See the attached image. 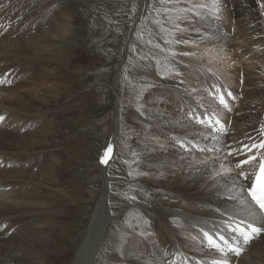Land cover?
Masks as SVG:
<instances>
[{"label":"rangeland","instance_id":"obj_1","mask_svg":"<svg viewBox=\"0 0 264 264\" xmlns=\"http://www.w3.org/2000/svg\"><path fill=\"white\" fill-rule=\"evenodd\" d=\"M141 1L0 0V41L27 42L33 36L36 37L38 32L42 34L41 32L47 31L48 28L64 23L67 28L62 26L58 30L65 39H55L53 49L57 48L55 57L61 61L60 64L72 60L65 66H60L57 62L51 64L46 60L38 63L37 58L31 55L17 53L12 56L0 50V80L5 82L4 86L0 83V89L16 88V92L22 96L21 103L0 102V108L5 106L10 110L0 112V116L6 118L4 124H7L0 127V131H3L0 132L3 133L0 139L8 140L5 135H19L20 139H25L24 136L28 134L38 133L42 142L37 151V170L31 171L33 167H29L28 163H34L29 160L25 151L0 149V172H18L19 167L20 172L31 171L40 174V177H51L48 174L51 172L48 170L50 165L55 166L52 171L57 172L54 181L57 187L39 183L35 186L30 180L16 177L0 179V185L13 186L16 194L20 192L17 195L19 198L24 196L23 201L34 203L36 216H31V211L23 206L19 210V220L34 227L33 234L37 236V242L43 239L52 243L47 251L39 246L37 256L30 261L32 264H37L40 256L47 259L43 264H72L77 255L80 243L87 234L95 205L102 194L104 173L101 172L100 161L112 138L110 135L115 130L117 105L120 110V134L114 144L112 159L108 162L105 176L110 187V220L103 247L95 264H131L124 251L133 239L138 241L133 245L140 249L138 259L146 260L152 258L153 253H157V259L164 263L175 257H179L178 261L182 263L183 254L186 255L184 251L176 254L172 249L169 251L170 247H174L173 241L168 239V242L160 233V237L156 236L160 230V221L155 214V208L164 206L170 211L183 214L194 212L199 195H193L194 200L180 201L177 197L180 192L169 190L181 189L149 186L143 178L147 175L149 177L151 170L164 172L171 177L186 172L190 165L182 168L183 160L176 157L172 151L167 154L152 153L145 147L148 142L144 139L148 137L154 142L152 136L155 135L161 137V140L195 138L199 132V137L209 135V128L199 123V127L189 133L175 126L177 122L172 124L174 128L165 129L150 120L148 111L152 108H162L161 112L180 114V117L183 116L195 125L198 124L195 119L199 115L203 117L208 114L212 119H219L220 116L219 120L225 125L227 121L232 126L233 130H229L226 135L234 140L264 130V62L261 64L262 74L252 76L250 81L246 80L253 70L248 64L249 55L243 54L253 45L243 44L230 49L234 70L229 75L219 72L221 70L214 71L211 66L216 65L219 60H216L215 64H207L205 60L209 55L206 56L205 52L210 48H222L209 43L213 41L218 45L216 34L199 29V16L209 13V18L221 24L219 27L227 32L225 35L232 34V28L238 32V20L243 18V15L238 13L239 9H246L247 15H250V39L254 42L261 41V47L264 49V0H247V4L243 3V0H218V7L214 6L213 1L199 0L197 5L190 3H198L196 0H173L167 4H161L160 0H144L143 3ZM227 3L231 19L226 22L230 25L217 19V14L228 6ZM182 19L198 36L199 33L207 35L196 47L199 49V57L191 61L192 68L178 57L176 52L180 44L178 34L182 32L180 29L185 27L180 23ZM11 28H15L13 33L10 32ZM230 38L232 41L233 37ZM50 44L51 42L45 43L47 46ZM20 54L24 57L19 58ZM202 69L209 70V73ZM172 81L177 84L175 89L182 92L181 97L176 100L174 97V100L168 97L172 94V89L169 88ZM252 81L254 85H250ZM215 86L219 92L215 91ZM162 91L163 94L158 93ZM155 95L157 97H154ZM220 95L226 97L228 108L220 104ZM148 98L149 102H145ZM177 104H182L179 112ZM16 109L25 114L22 116ZM27 113L30 114L26 115ZM132 115L137 117V122L132 120ZM145 121L149 124L141 123ZM165 145L169 149L173 148L171 144ZM229 153L232 152L227 153L228 157H232ZM147 155L155 158L167 155L171 156L173 161L161 162L165 167L157 170L153 158ZM204 161L211 163L207 159ZM40 164L44 165L45 171L38 172ZM177 168H181L178 174ZM196 169L195 171H198L199 167ZM246 173L249 176L251 168H248ZM163 182L167 184V179ZM187 193L182 194L191 196ZM167 202L177 206L166 205ZM211 205L214 210L215 204ZM173 216L169 222L174 227L184 229V219ZM212 220L213 227H216L214 217ZM200 229L199 226L195 227V232L199 231L197 243L202 233ZM14 233H17V230L12 232V235ZM0 236L2 237V234ZM191 240L193 241V238ZM177 241L179 249L188 248V261L193 260L195 264H199L198 256L203 260L201 257L206 252V247L198 243L194 248L187 239L178 238ZM0 243L5 249H10L6 241ZM167 244L168 246H165ZM254 246V251L263 252L264 241H256ZM194 249H199V253ZM50 251L61 252L63 256L54 258ZM22 253L24 257L31 252L23 250ZM7 257V253H0L2 260H7ZM188 261L187 263L191 264ZM257 263H264V253H260Z\"/></svg>","mask_w":264,"mask_h":264},{"label":"bare ground","instance_id":"obj_2","mask_svg":"<svg viewBox=\"0 0 264 264\" xmlns=\"http://www.w3.org/2000/svg\"><path fill=\"white\" fill-rule=\"evenodd\" d=\"M196 1H198V3L190 2V1H187V2L193 3L195 5L199 4V0H196ZM202 1L212 2L213 0H200V2H202ZM141 2L143 3L144 0H142ZM242 2L247 4V0H243ZM10 3H11V1H10ZM224 6H225V3H224ZM226 7L224 8V10L220 14H217L218 15L217 19L223 23H225L226 21L231 19L229 4ZM1 11L2 10H0V12ZM247 12L248 11L246 9H239L238 13H239V15H243V18L238 20L239 21L238 22V24H239V29H238L239 31L238 32H236V29L232 28V26H231V28L233 29L232 34L230 33L228 35H225V33H227V32H224L223 28L219 27V26H221V24L214 21L213 18L212 19L209 18L210 17L209 13H207V14L203 13L199 16L200 21H201L199 23V29H202L204 31H208L210 34H213V33L216 34V39L218 41V45L214 44L213 41H209V43H211L212 45H215V47L216 46L221 47L222 49H220V48L211 49L209 46L210 50L205 52L206 56L209 55V57L205 61L207 62V64H209V63L213 64L216 60H219L218 63L216 65H212L211 68L214 67V69H213L214 71L221 70L219 72H224L227 75H229L234 70V69H232V65H233L232 61L233 60L232 61L230 60V58L232 57L230 54L231 47H236V46H240L243 44L253 45L251 47H248L246 49L245 53L243 54V55H249L247 57H250L248 64L250 66V69L253 70V72L251 71L249 73V77H247V79H246V80L250 81L249 79L252 76H258V75L262 74L260 71L263 70V69H261V64L264 62V49L261 47V41L254 42V41H251V39H250V24H249L250 23V15H247ZM205 14H206V16H204ZM214 18H215V16H214ZM180 23L183 24L185 27L181 28L180 30L182 32H180L178 34L180 44H178V48H177L176 52H177L178 57H181L186 64L187 63L190 64V63H192L191 61L194 58L199 57L198 56L199 49H197L196 47L199 43L202 42L201 40L207 35L203 34V33H199V36H198V34L192 30L191 26L187 25L185 20H183V19ZM226 24L230 25L229 22H226ZM62 26H65L67 28V26L64 23H58L54 27L48 28L47 31L41 32L42 34H39V32H38V34H36V37L33 36L32 39L27 41V42H13L12 41L9 43V42L0 41V50L5 52V53H9L12 56L17 54V53H21V54L26 55V56L31 55L32 57L37 58L36 61L38 63L41 60H46V61H49V63H51V64L52 63L56 64V62L58 64H60L61 61L59 59H56L57 57H55L57 48L53 49V43H54L53 41L55 39L62 40L63 37L65 39V36H61L60 35L61 31L58 30ZM15 28L14 29L11 28L10 32L13 33L15 31ZM245 28H247V32H245ZM209 33H207V34H209ZM230 37H233L232 41L230 40L231 39ZM6 40H8V39H6ZM37 41H39V42H37ZM42 42H44V44H42ZM50 42H51L50 45H48V46L45 45V43L49 44ZM37 43H39V44H37ZM25 52H27V53H25ZM21 54L19 55V58L24 57V56H21ZM233 57H235V56H233ZM235 58H237V57H235ZM237 59H239V58H237ZM197 60H199V59H197ZM71 61L72 60L65 62V63H62V64H60V66H62V65L65 66V64H68ZM195 62H197V61H195ZM190 65L191 66H189V67L192 68L193 64H190ZM12 67H14V65ZM202 70L205 72L209 71V70L207 71L206 69H202ZM228 77H230V76H228ZM198 84H199V82H198ZM252 84L254 85L253 81L250 83V85H252ZM176 85L177 84H175L174 81L170 82L169 88L172 89V94L168 97L171 100H174L173 97L176 100V98H178V97L180 98L182 95L181 91L175 89ZM255 85H257V84H255ZM189 86H191V85L189 84ZM3 89L4 88L0 89V102L6 103V104H9L10 102L11 103H16V102L21 103L22 96L19 95V92H16V90H15L16 88L15 89H4V90ZM217 90L218 89L215 86V91H217ZM8 91H10V92H8ZM218 92H215V93H218ZM158 93L163 94V91L158 92ZM220 96H223L226 103L228 104L226 97L224 95H220ZM220 96H219V98H220ZM154 97H157V95H155ZM149 99L150 98L146 99L145 102L146 101L149 102ZM196 99H198V98H196ZM183 103H185V102H183ZM181 107H182V104H179L177 107L178 112H179ZM117 109H119V105H117ZM160 109H162V108H160ZM160 109L152 108V110L150 112L148 111L149 114L147 116L150 118V120L154 121L155 123L162 125L165 129L168 127H170V129L174 128V126H172V124H176L178 122V124L175 126L181 127L183 130L185 129V131H188L189 133H193L194 128L199 127V121L202 119L205 121V123H203L204 127L209 128L208 132L210 134L209 135H203V136L199 137V133L201 134V132H199V133H197L198 135L195 138L183 137V138H172L170 140H165V139L161 140V137H159L158 135H155V136H152L154 138V142L150 141V139L148 137L146 139H144L145 141L148 142L145 145V147L148 148V150L151 151L152 153L167 154V152L172 151L176 157L181 158L183 160L182 168L185 169V168H187L188 165H190V168L186 172L181 173V174H178V173H180L181 168H177L176 173L178 175H174L171 177H168L164 172H157L155 170L152 171L150 169L151 170V175L149 176L150 178L147 175V176H145V178H143V181H145V183L147 185L153 186L156 188H162V187H164V188H175L176 187L178 189H181V190H175V189L169 190L168 189L169 191L180 192L177 194V197L179 198L180 201H183L185 199L194 200L193 195H199V201H196L198 203L197 205L199 207L196 205V209L194 212H188L186 214L180 213L179 211H175V212L170 211L169 209H167L164 206H159V207L155 208L156 209L155 214L159 217V221H160V230L157 232L156 236L160 237L159 236V233H160L164 239H167V241H168V239L172 240L174 243V247L173 248L170 247L169 251H171V249H172L174 254H176L178 252H182V251L186 252V255L183 254V258L181 259L183 261L182 263H179V261H178L179 257H177V258L175 257L174 259L170 260L169 262L164 263V261H162L161 259H157V253H153V255L150 254L152 256V258H147L146 260L138 259L139 255H140V249L133 247V245L138 242L136 239L130 240V243L125 248L124 255L131 262V264H188L187 263V261H188L187 249L188 248L185 247V250L179 249V243H178L179 241H177V239L181 238V239H187L190 242V246L193 244L194 248H196V246H198V243L202 247L203 246L206 247V252L205 253L202 252V253H204V254H202L203 257H201L203 260L199 259V256H198L199 264H213L214 261H218V260L219 261H227V264H234V263L235 264H258L257 259L259 258L260 253H264V249H262L263 252H260V251L256 252V251H254V248H255L254 245H255L256 241H264V231L255 235L256 240L252 241L250 243V245H247L243 242L242 237H239L240 236L239 233H233L231 231V228L228 227V225L232 224V226L235 227V224L239 223L241 220H244L246 223L252 222L255 224V226L264 228V220H262L260 218L261 214H258L254 220L247 215V212L244 210L243 206L240 204L241 199L247 198V200L252 204V206L254 208H256V207L251 202L249 197L246 196V193L245 194L240 193L239 187L234 186L233 180H232V178L234 176H237V173H239L240 171L247 172V169L251 168V173H249L250 174L249 176L247 174V176H248L247 179H245L244 177H238V179H237V185L243 184L245 189H248V187L251 185L254 172L256 171L260 160L262 158H264V148L260 149V147H259L260 141L264 140V130L263 131H255L253 133L246 135V137H244V138L242 136H240L238 139L234 140L232 138H229L228 135H226V134H229V132H228L229 130H231V129L233 130V128H231L232 126L227 121H225V123L227 124L228 131L225 134L223 132L217 133V132H215V130H217V128H215L216 124L213 123L211 126H209V124H208V120L210 117V115H208V114H206L203 117L198 114L199 116H197L195 119L198 122V124L195 125L194 123H192V121L187 120L183 116L180 117L179 116L180 114L179 115H177V113L168 114V113L161 112ZM3 110L4 111L5 110L10 111L5 106H4V108L3 107L0 108V112ZM15 111L21 113L22 116L25 114V113H23L17 109ZM167 111L171 112L170 110H167ZM193 111H195V110H193ZM19 113H17V115ZM38 113H41V112L38 111ZM28 114H30V113H27L26 115H28ZM227 114H229V113H227ZM218 117H219V119H221L220 116H218ZM215 118H217V117L215 116ZM4 119L6 120V118H4ZM5 120L0 122V127L5 125L4 124ZM132 120L135 122L138 121L137 117H135L134 115H132ZM212 120L215 121L216 119L213 118ZM221 122L224 125V122L222 120H221ZM114 123H115V126H114L115 130L113 131V134L111 135L112 138L110 137L111 140L109 139L110 141L108 144V148L111 147L112 152L114 151V144L116 142V139L120 134L119 133V128H120L119 116L114 121ZM141 123H143L145 125L149 124L148 121L141 122ZM28 126H30V125H28ZM32 127H34V126H32ZM44 130H45V128L43 129V131ZM237 130H239V127ZM0 132H3V131H0ZM237 132H239V131H237ZM2 134L3 133H0V136ZM190 136H192V134ZM5 138H7L8 140L0 139L1 151H6V150L17 151V152H19V151L24 152L25 151L29 160H32L34 163V165H32V163H28V166L29 167L32 166L33 168H35L37 166V156H38L37 151H39V149H40L39 147L42 144V142L39 140L40 137H39L38 133L28 134L27 136H24L25 139H20L19 135L18 136L13 135V137H10V135H5ZM140 142H142V141H140ZM165 144H171L173 146V148L169 149ZM181 144H183L184 147H181ZM253 146H255V147H253ZM241 148L244 149L243 154H238L237 149H241ZM250 148H252V149L250 150ZM201 149H203V151H201ZM228 152H232V157H228V154H227ZM16 156L18 157V155H16ZM148 156L149 155H147V157ZM253 156H255V159L257 158L255 162H254L255 159L252 158ZM149 157H152V156H149ZM152 158H153L152 160L154 161V163H156L154 167H157V170L159 168L165 167V165L161 162L173 161L171 156H167V155L164 156L163 158H160V157H156V158L152 157ZM204 159L210 160L211 163L204 161ZM245 159H247V160L250 159L249 161H252V162H248L247 164H244L242 169L235 168V164L237 161H243ZM1 160H0V162H1ZM7 161H9V160H7ZM150 162H151V160H150ZM150 162H148V163H150ZM19 165H20V163H19ZM50 166H49L48 170H50L51 172H49L48 174L51 177H40V174H34L31 172L33 169H31V171H29V172H20L19 167H18V172L10 171V170L9 171H1L0 172V179L16 177V178L25 179L28 181L30 180V182L31 183L33 182V184L35 186L39 183L41 185H44V184L49 185L50 184L49 185L50 187L56 185V187H57L58 185L56 183H54V181L56 180V174L55 173H57V172L52 171V169L55 166L54 167H50ZM221 166H223V169H226V170L230 169L231 171H223L221 169ZM107 167H108V164H106V165L102 164L100 167L101 172L104 173V175H103L104 181H107V179L105 178ZM196 167H199L198 171H195ZM37 168L39 169V167H37ZM43 171H45V167H44V165L43 166L41 165L40 170L38 172H43ZM217 171L221 172L220 176L215 175V173ZM48 179H50V180H48ZM164 179H167V184L165 182H163ZM49 182H51V183H49ZM16 186H18V185H16ZM10 187H12V188H10ZM10 187L5 186V185H0V235L2 234V237L0 236L1 237L0 241H6L7 246L10 249H12V250L16 249V250L11 252V251H9L10 249H5L4 245L0 243V253H7V255H8L7 260H2L0 258V264H20V263L32 264V262H30V261L34 260V257L37 256V251L39 252L40 249L47 251L48 249H50V246L52 243L45 241L43 239L41 240V242L40 241L37 242V236H35L33 234L34 227L30 224L21 222L19 220V217H20L19 210L23 206L27 207L25 209H29L31 211V216H36L37 212L35 211V205L33 202L23 201L24 196L22 198L21 197L19 198L17 195H19L20 192L18 191L19 194L18 193L16 194L15 188L13 186H10ZM58 190H59V188H58ZM186 190H188L190 192L187 193ZM109 192H110L109 183L104 182L101 197H100L98 203H96V205H95V208H94V211L92 214V218L90 219V223L88 225L87 234L84 237L82 243H80L81 245H80V247L76 253L77 255H75V257L73 259L72 264H95L96 263L97 257H98V255H99V253L103 247V243H104L105 237L107 235V227H108L109 220H110ZM182 193H187L188 195H191V196H187L186 194H182ZM223 199H225V200H223ZM167 200H168V198H167ZM212 203L215 204L214 210H212L213 207H210V206H212L211 205ZM217 204H220V206H218ZM166 205H173V204H169V202H167ZM173 206H177V205H173ZM60 211H58V212H60ZM58 212H56V213H58ZM257 213H259L258 209H257ZM173 215L182 217L184 219L183 220L185 222L183 225L184 229L179 228V227H174L169 222V219L174 217ZM212 217H214V219L216 221V225H215L216 227H213L214 222L212 220ZM34 218L35 217H32V219H34ZM103 225L105 227H102ZM196 226H199L201 228L200 231L202 229H204L205 231L210 232L214 236H216V233H218V232L222 233L229 240L230 243H233L236 246L241 247V249H242L241 255L235 256L231 252L221 253L220 251L210 247L207 243V240L204 238L202 231H201L202 233L200 234V240L197 243V238L199 237V231L195 232ZM245 226H246V224H245ZM15 230H17V233H14L12 235V232H14ZM191 238H193V241L191 240ZM216 238L218 240V236H216ZM218 242H219V240H218ZM220 243L222 244V242H220ZM39 246H40V249H39ZM156 246H155V248H156ZM165 246H168V244ZM150 248H152V247H150ZM23 250L30 251L31 253L29 255H26L23 257V255H24L22 253ZM195 251H197L199 253L200 250L198 249ZM50 252L54 256V258H57V257L59 258V257L63 256V253H61L59 251H58L59 253H56L55 251H50ZM195 259H196V257H195ZM38 260H39V262L37 264H43V263L47 262V259H45L43 256H40V258H38ZM188 262H190L191 264H195V262L193 260H190Z\"/></svg>","mask_w":264,"mask_h":264},{"label":"snow or ice","instance_id":"obj_3","mask_svg":"<svg viewBox=\"0 0 264 264\" xmlns=\"http://www.w3.org/2000/svg\"><path fill=\"white\" fill-rule=\"evenodd\" d=\"M173 0H160L161 4H167L172 3ZM214 6L218 7V0H213ZM201 7H204V5H201ZM167 11V9H165ZM0 83H3V81H0ZM219 91V90H217ZM230 95V94H229ZM220 104L224 105L225 108H228V105L224 99L223 96H220L219 98ZM231 111V109H229ZM4 120L3 116H0V122ZM199 123L203 124L205 123L204 120H200ZM213 123L216 125H220V131H224V125L221 124V121L219 119H216L215 121L212 120L211 117H209L208 124L211 126ZM181 147H184L183 144H181ZM246 147V146H245ZM255 147V146H253ZM259 147L264 148V144L259 145ZM203 151V149H201ZM244 149H237L238 154H243ZM112 152L111 147H109L105 153L104 156L101 158L100 163L101 164H107L109 160L110 153ZM232 153H229L231 155ZM255 159V156L252 157ZM249 161L247 159L243 161H237L235 164V168L242 169L244 164H247ZM221 169L223 171H231L230 169L226 170L223 169V166H221ZM216 176H220L221 172L217 171L215 173ZM238 177H244L245 179L248 178L247 173L245 171H240L237 173V176H234L232 178L233 185L239 187V191L241 194H245L246 196H250L251 200L255 202V205L259 208V213H257V209L252 206V204L247 200V198L241 199L240 204L243 206L244 210L247 212V215L252 218L253 220L256 218L258 214H264V163H261L260 165V176L257 177V181L255 184H251L248 189H245L243 184L237 185V179ZM260 218L264 220V215H261ZM231 219V218H230ZM246 224V226H245ZM229 228H231V231L233 233H239L240 237L243 238L244 243H249L251 239L254 237V235H257L264 231V228L255 226L252 222H245L244 220H241L239 223L235 224V227L232 226V224L228 225ZM203 232L204 238L207 240V243L210 247L220 251L221 253H227L231 252L234 253L236 256L241 255L242 249L241 247L236 246L233 243H230L229 240L220 232L216 233V236H218V240L216 236L211 234L208 231L201 230ZM222 242V244L220 243ZM213 264H227V261H214Z\"/></svg>","mask_w":264,"mask_h":264},{"label":"water","instance_id":"obj_4","mask_svg":"<svg viewBox=\"0 0 264 264\" xmlns=\"http://www.w3.org/2000/svg\"><path fill=\"white\" fill-rule=\"evenodd\" d=\"M117 113H118V109H117ZM103 182H105V183H106V181H104V178H103ZM105 220H106V219H105ZM102 227H105V226L103 225Z\"/></svg>","mask_w":264,"mask_h":264}]
</instances>
